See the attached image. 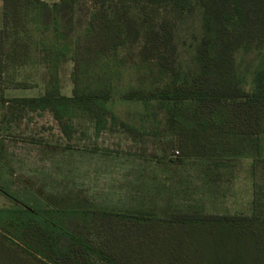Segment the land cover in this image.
<instances>
[{"label":"trees","instance_id":"trees-1","mask_svg":"<svg viewBox=\"0 0 264 264\" xmlns=\"http://www.w3.org/2000/svg\"><path fill=\"white\" fill-rule=\"evenodd\" d=\"M90 1L92 9L80 21L72 0L52 6L3 0V113L48 112L68 140L84 116L96 135L119 127L133 139L147 125L164 123L169 134L158 143L171 150L176 164L250 161L252 213L171 210L159 217L95 209L69 220L58 206L52 204L51 215L0 189L8 199L0 207V255L7 264H131L127 255L144 248L174 253L167 241L136 237L211 228L215 251L234 253L230 264L242 253L264 264V192L257 191L264 190V0ZM63 6L69 15L59 11ZM36 34L46 35L43 49ZM67 60L71 96L60 93L54 78ZM30 64L52 70V85L38 96L2 98L8 70ZM123 102L138 109L119 115L114 105Z\"/></svg>","mask_w":264,"mask_h":264},{"label":"rangeland","instance_id":"rangeland-1","mask_svg":"<svg viewBox=\"0 0 264 264\" xmlns=\"http://www.w3.org/2000/svg\"><path fill=\"white\" fill-rule=\"evenodd\" d=\"M42 1L48 6L60 2ZM72 1L75 18L83 21L92 9L91 1ZM59 11L69 15V8L64 6ZM157 12L159 9L154 14ZM35 38L38 47L43 49L46 35L36 34ZM71 71L70 60L62 62L54 71L59 91L65 96H71ZM8 76L2 85V98L34 97L44 93L52 70L30 64L8 70ZM9 78L20 87L13 88ZM128 78L130 74L126 73L123 79ZM114 109L119 115L131 113L138 109V104L115 103ZM139 134L142 136L133 139L114 127L96 135L84 116L68 140L48 112L19 116L5 114L0 107V189L30 205H43L51 215L52 204L58 206L61 216L69 220L80 210L91 213L95 209L131 216L153 212L159 217L171 210L252 213L249 160H225L216 167L213 161L199 158L187 159L179 165L172 162L176 157L171 156V150L158 143L159 138L169 134L164 123L158 127L149 124ZM262 165L259 162L258 170ZM256 181L262 184L261 177ZM257 191L264 192L258 188ZM7 204V197L0 191V207ZM190 231L179 229L134 238L151 244L167 241L174 253L144 248V255L138 251L127 256L131 264H230L234 253L215 251L217 236L211 228L207 232ZM240 255L237 264H261L250 257L252 254ZM0 264H7L5 255H0Z\"/></svg>","mask_w":264,"mask_h":264},{"label":"crops","instance_id":"crops-1","mask_svg":"<svg viewBox=\"0 0 264 264\" xmlns=\"http://www.w3.org/2000/svg\"><path fill=\"white\" fill-rule=\"evenodd\" d=\"M2 9H3V0H0V28L2 27Z\"/></svg>","mask_w":264,"mask_h":264}]
</instances>
